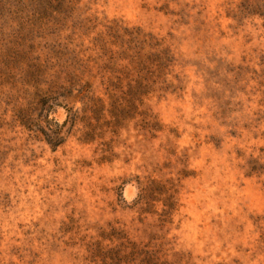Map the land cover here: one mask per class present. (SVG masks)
<instances>
[{
	"label": "rangeland",
	"instance_id": "374dc122",
	"mask_svg": "<svg viewBox=\"0 0 264 264\" xmlns=\"http://www.w3.org/2000/svg\"><path fill=\"white\" fill-rule=\"evenodd\" d=\"M0 264H264V0H0Z\"/></svg>",
	"mask_w": 264,
	"mask_h": 264
},
{
	"label": "trees",
	"instance_id": "16d2710c",
	"mask_svg": "<svg viewBox=\"0 0 264 264\" xmlns=\"http://www.w3.org/2000/svg\"><path fill=\"white\" fill-rule=\"evenodd\" d=\"M79 92H83V89H81ZM70 94H71V91H69L68 95H70ZM46 140H47V142L49 144H51L54 147L57 146L58 144H60V139L59 138L58 139H54V138H51L49 136Z\"/></svg>",
	"mask_w": 264,
	"mask_h": 264
}]
</instances>
